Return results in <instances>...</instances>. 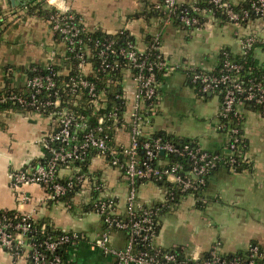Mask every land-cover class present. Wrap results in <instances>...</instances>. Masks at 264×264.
I'll return each mask as SVG.
<instances>
[{
    "label": "crops",
    "instance_id": "obj_1",
    "mask_svg": "<svg viewBox=\"0 0 264 264\" xmlns=\"http://www.w3.org/2000/svg\"><path fill=\"white\" fill-rule=\"evenodd\" d=\"M33 1L0 0V91L10 89L27 94L30 67L47 64L53 53L58 55L60 73L68 71L69 67L63 63L66 47L51 29L50 21L29 10L28 3ZM230 1L240 4L246 0ZM159 2L63 0L62 6L78 12L89 31L100 29L112 33L127 29L142 49L159 34L171 61L209 70L218 66L222 50L243 53L242 40L247 35L264 38V21L261 19L238 26L215 17L206 26L194 30L173 22L165 25L163 16L155 8ZM192 2L194 0H178L181 5ZM261 44L255 46L253 52L264 62ZM159 89L158 114L151 119L145 136L164 130L195 140L211 152L225 157L231 154L229 136L219 115L222 103L219 95L212 93L208 99L200 98L182 70L164 77ZM125 91L128 100L133 101V81H126ZM241 113V134L246 149L240 160L248 165L240 169L228 163L218 167L206 180L202 203L189 196L161 213L156 245L181 246L191 256H202L214 245H218L224 255L248 252L251 245L264 248V113L245 106ZM55 130V122L35 109L12 105L0 108V210L31 214L36 219L49 220L65 232L83 234V240L65 250L64 255L72 264H119L114 256L92 246V240L104 227L100 215L86 207L93 194L97 196L90 187L77 195L68 208L63 203L49 202L46 191L38 184L26 183L17 189L12 185V172L29 169L44 158L40 139ZM113 141L116 145H128V130L114 133ZM74 171V168H64L60 174L67 176ZM87 172L102 181L105 193L116 200L119 211L124 213L128 185L119 171L104 158L94 156ZM137 190L145 205L166 201L165 187L154 181L139 182ZM111 240L114 246L121 248L127 242V235L124 231H111ZM29 263L26 252L16 257L0 246V264Z\"/></svg>",
    "mask_w": 264,
    "mask_h": 264
},
{
    "label": "built area",
    "instance_id": "obj_2",
    "mask_svg": "<svg viewBox=\"0 0 264 264\" xmlns=\"http://www.w3.org/2000/svg\"><path fill=\"white\" fill-rule=\"evenodd\" d=\"M42 1L57 10L50 15L51 29L61 35L69 54L64 56L76 62V67L71 66L65 74L69 75L73 71L75 75H71L68 81L59 85L58 71L55 69L58 55L53 53L43 67H30L32 74L26 84L27 94L12 91L1 97V103L11 102L24 108L35 109L49 116L56 124L55 131L40 139L45 150L44 158L29 170L22 169L10 174L13 187L17 189L26 183L38 184L46 191L49 202L63 203L68 208L72 206V202L62 201L65 196L75 191L74 200L86 187H90L97 193L91 205L105 225V229L92 240V246L114 256L119 264H256L255 258L260 255L258 245H251L248 252L230 258L221 252L218 245H214L206 255L188 254L184 259L170 252L162 254L159 258L158 250L155 254L147 250H137L138 239L156 245L155 225L161 210L158 205L149 206L142 203L137 185L141 181L167 179L179 185L181 192H186L205 186L206 175L221 160L235 168L237 159L234 154L245 143L241 134V108L252 104L264 113V83L255 78L241 80L237 73L242 66L228 60H225L219 73L188 63H174L164 51L159 34L152 38L145 49L140 48L135 39L121 42L107 37L85 38L83 35L89 30L85 28L78 12L62 6L63 0ZM208 2L214 7L201 8L197 4L198 0L189 5H181L178 0H161L156 7L164 15L165 25L171 24L173 17H176L180 26L189 30L209 24L210 20L216 17L215 10H220L229 22L238 26H242V22L253 15L264 21V0H250L249 7L241 11H237L234 3L228 0ZM201 13L206 19L200 17ZM109 34L126 37L132 35L127 29H119ZM256 42L264 43V38L255 34L247 35L242 40V51H249ZM148 50L155 51V55L150 56ZM177 70L184 71L189 82L198 84V90L201 92L210 93L221 88L222 103L219 115L221 118L237 120V123L229 128L228 148L231 154L227 157L200 145L184 143L179 147L162 137L145 136L151 119L158 114L161 81ZM97 71L108 77L106 86L101 89L88 77L96 75ZM128 80L133 81L135 87L134 99L131 102L125 91V83ZM117 84L121 86V92L115 97L119 99L120 105L107 113L98 114V111L102 112V109L107 108L104 99L107 95L106 88ZM82 89L86 90L94 107L92 115L97 116L95 125L88 123L89 115L72 111L68 101L64 99V92L74 93ZM80 93L77 94L78 97ZM125 130L130 134L128 145L110 144L114 133ZM90 149H96L99 157H109L108 164L119 171L122 180L127 183L124 213L119 211L116 200L105 193L102 181L83 171L81 166H70V163L84 161ZM140 151H143L144 155H141ZM161 151L166 154H186L192 170L184 174L180 171V164H154V159ZM64 168H74L75 171L63 176L60 171ZM32 218L31 214L22 213L0 216V246L16 257L26 252L30 259L29 264H72L69 259L60 255L58 250L65 245H77L85 236L64 231L57 237L47 235L39 242L33 241L31 235L37 230L33 227ZM112 228L129 232L124 247L113 245ZM40 232L44 234L45 225L41 227Z\"/></svg>",
    "mask_w": 264,
    "mask_h": 264
},
{
    "label": "trees",
    "instance_id": "obj_3",
    "mask_svg": "<svg viewBox=\"0 0 264 264\" xmlns=\"http://www.w3.org/2000/svg\"><path fill=\"white\" fill-rule=\"evenodd\" d=\"M34 1H33V3L32 2L28 3V4H30V6L28 5L29 10L30 11H36L38 14H40L41 16H43L44 18H46L48 20H50V15L57 12L55 7L48 5L45 2L40 1V2L34 3ZM228 1H230V0H228ZM197 4L201 8H212V7H214L211 3L208 2V0H198ZM186 5H189V4H186ZM249 5H250V0H246V1L241 2L240 4L234 3V8L237 11H241L242 9L248 8ZM155 8L158 10V12L161 16H164L160 9H158L157 7H155ZM215 16H216V18H222V19L226 20V17L222 14V12L220 10H215ZM200 17L202 19H206L205 15L202 13L200 14ZM255 19H259V18H257L255 15H253L248 20H244L242 22V24L245 25V24H247L250 21H253ZM173 23L180 26V21L176 17H173ZM56 35L58 38L61 39V35L59 33H56ZM83 36L85 38H89V37L90 38H95V37L115 38L121 42L125 41L126 39L127 40H134V35H131V34H129L128 37L120 35V34L113 35V34H109L103 30H100V29H97L96 31H86ZM150 41H149V43H150ZM260 44L256 42L254 44V46L252 47V49H250L249 51L243 52V53H237V54H234L227 49L222 50L220 53L218 66L214 70H212V72L219 73L223 67L225 60H228L230 62L238 63L242 66V69L237 73V76H239L241 80L248 81L251 78L252 79L255 78L257 80H261L264 83V62H262L258 58H256L254 56V52H253V50H254L253 48L257 45H260ZM261 45L264 46V43ZM148 51L150 52L149 53L150 56H154L156 53L155 51H152V52L150 50H148ZM66 54H68L67 51H65L64 55H66ZM63 63L67 64V67H69V68L71 66H73L74 68L76 67V62H74V60H68L66 57H65V60H63ZM34 66L43 67V65H41V64H35ZM55 69L58 71L57 77H58L59 85H62L64 82L68 81V79L71 75H75V72H73V71H71L72 73H70L69 75L61 74L60 73L61 68H60V65H58V61L55 65ZM31 74L32 73L30 72V75ZM158 76L160 79L161 73H159ZM88 77H89V79H91L92 81H95L97 83L98 89L105 87L107 84L108 77L102 72L97 71L96 75H94V76L89 75ZM118 78H121V77L118 76ZM192 85H194V84H192ZM194 86H195L197 94L200 98L208 99V97H209L208 92L204 93V92L199 91L198 90V88H199L198 84L194 85ZM106 89H107V95L105 96L104 99L107 102V108L102 109L103 110L102 112L98 111V114L107 113V112L115 109L116 107H118L120 105V101L118 98L115 97V95L117 93L121 92V86L119 84L110 85ZM220 90H221V88H217L216 91H213L212 93L219 95V97L222 100V93H220L221 92ZM12 91H14V90L9 89V90L0 91V99H1V97L8 95ZM78 93L81 94L80 97L77 96ZM64 99L68 101L69 108L72 111H74L77 114L89 115L88 123H90L91 125L96 124L97 116L92 115V113L94 111V107L91 104L90 98L87 95V92L85 89H82L81 91H76L74 93L66 91V92H64ZM11 105L20 108L19 104H14L11 102H6V103L0 102V108L10 107ZM63 106H65V104ZM245 107L258 109V107H256L255 105H252V104H246ZM221 122L223 124V128H224L225 132L229 133L230 132L229 128L231 126H234L237 123V120L236 119H229V118H227V119L221 118ZM149 136L162 137L164 140L171 141L179 147H182V145H184V143H191L194 146L199 145L198 142L195 140L181 138V137H178L177 135H175L171 132H167L164 130L154 131V132L150 133ZM110 144L115 145V142L113 141V137L111 139ZM245 149L246 148H245V143H244V145H241V147L234 154L236 159H237V163H238V164L236 163L235 166H237L239 169L242 168L243 166L248 165L247 163L240 160V158L242 157V154H240V153L245 152ZM140 153H141V155H144L143 151H140ZM94 156H97V150L96 149H90V151L88 152L84 161L70 163V166L71 167L81 166L83 171H87L88 167H89V163H90L92 157H94ZM105 160L108 161L109 157L105 158ZM153 163L159 164L160 166H171L174 164H180L182 166L180 171H181V173H184V174H186L187 172L189 173L192 170L189 157L182 152L181 153L158 154L156 156V159H154ZM224 164H226L225 160H221L220 162H218L216 164V166L212 167L210 169L209 173L206 175V180L209 179L210 175L218 167L223 166ZM29 169L27 168V170H29ZM63 179H64V177L62 178V180ZM154 182L165 187V189H166V201L164 203L156 204L161 209L159 211V215L161 213H163L165 210L169 209L168 207L172 206L175 203L180 202L183 198H187L189 196L198 199L199 204L202 203L201 198H203V196H204V191H205L206 186H200L199 188H197L195 190H189L186 192H181L179 185H177V184H175V183H173L167 179L157 180ZM74 195H75V191H72L67 196H65V198L62 199V201H71L72 202ZM94 198L95 197L93 194V197L89 200V202L86 205V207L90 208L91 210H93L91 203L94 200ZM16 213L17 212H15V211L0 210V216H3V215L14 216ZM32 223H33V227L37 230V232L35 234H32L31 238L33 241H36V242L43 240L47 235H50L52 237H57L58 235L64 233L63 230L58 229L56 226H54V224H52L47 219H36L35 217H33ZM43 225H45L44 234L40 232V229ZM103 227L105 229L104 224H103ZM115 230H117V229L112 228L111 231H115ZM159 230H160V223H159V216H158L156 218V225H155L156 236H157ZM125 233L128 236L129 232L127 231ZM136 242H137V245H136L137 250H147L151 254H155L156 250H158L160 253V254H158L159 258H161L163 256L162 254L168 253V252L175 254L180 259H184L188 256L187 252L184 249H182L181 246L165 248V247H161L158 245H150L148 242H144L140 239H138ZM67 247L68 246L65 245V246H62L58 250L60 255H62L64 258H66L64 253H65V250ZM259 252H260L259 253L260 255L255 258V262H256V264H264V248L260 247ZM206 254H204V255H206ZM243 254H244L243 252H239V253H235L232 255H226V257L230 258V257H233L235 255H243Z\"/></svg>",
    "mask_w": 264,
    "mask_h": 264
},
{
    "label": "water",
    "instance_id": "obj_4",
    "mask_svg": "<svg viewBox=\"0 0 264 264\" xmlns=\"http://www.w3.org/2000/svg\"><path fill=\"white\" fill-rule=\"evenodd\" d=\"M209 95H212V92L209 93ZM161 154H165V151H161Z\"/></svg>",
    "mask_w": 264,
    "mask_h": 264
}]
</instances>
